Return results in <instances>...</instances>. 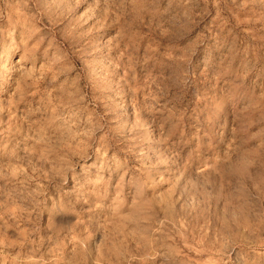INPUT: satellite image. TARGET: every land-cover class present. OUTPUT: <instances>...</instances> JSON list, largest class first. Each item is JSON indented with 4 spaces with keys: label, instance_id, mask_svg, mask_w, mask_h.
<instances>
[{
    "label": "rangeland",
    "instance_id": "rangeland-1",
    "mask_svg": "<svg viewBox=\"0 0 264 264\" xmlns=\"http://www.w3.org/2000/svg\"><path fill=\"white\" fill-rule=\"evenodd\" d=\"M0 264H264V0H0Z\"/></svg>",
    "mask_w": 264,
    "mask_h": 264
}]
</instances>
